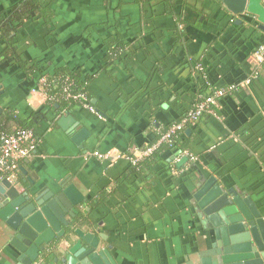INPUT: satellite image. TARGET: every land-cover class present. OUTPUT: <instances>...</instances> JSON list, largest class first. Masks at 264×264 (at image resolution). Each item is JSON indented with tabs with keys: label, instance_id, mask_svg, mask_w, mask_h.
Here are the masks:
<instances>
[{
	"label": "crops",
	"instance_id": "1",
	"mask_svg": "<svg viewBox=\"0 0 264 264\" xmlns=\"http://www.w3.org/2000/svg\"><path fill=\"white\" fill-rule=\"evenodd\" d=\"M18 1L0 0V12ZM45 2L53 11L50 26L35 15L12 33L16 53L37 71L28 73L5 54L0 26V145L6 113L29 118L46 104L43 69L53 74L67 66L91 75L89 93L103 116L76 107L60 114L45 108L32 117L35 149L20 164L26 186L28 179L37 191H57L64 180L74 185L86 199L84 222L107 235L104 247L113 245L119 264L201 263L215 239L193 197L205 178L251 196L264 216V65L256 79L240 86L252 77L254 55L264 43L256 18L235 16L219 0ZM118 34L126 46L107 60L104 41ZM231 86L239 89L218 99L219 119L206 116L183 133L196 162L173 166L178 153L164 152L166 163L143 178L132 175L128 158L155 144L192 108L197 92ZM67 114L79 123L76 131L90 133L85 150L58 125ZM96 151L127 159L111 164L90 156ZM84 225L79 227L88 232ZM0 264H18L1 237Z\"/></svg>",
	"mask_w": 264,
	"mask_h": 264
},
{
	"label": "water",
	"instance_id": "2",
	"mask_svg": "<svg viewBox=\"0 0 264 264\" xmlns=\"http://www.w3.org/2000/svg\"><path fill=\"white\" fill-rule=\"evenodd\" d=\"M219 1L235 16L256 18L264 32L263 0ZM58 125L74 133L72 141L85 150L90 133L85 128L76 131L80 125L72 115L62 116ZM186 163L188 158H183L179 167ZM20 171L16 182L0 180V237L9 240L18 264H117L112 246L104 247L107 235L93 232L84 222L86 199L74 185L64 180L57 191L48 187L37 191L30 179L26 186L27 172ZM193 197L222 248L215 261L203 259L201 264H264V217L251 196L227 191L210 177L203 179ZM81 224L90 230L83 231Z\"/></svg>",
	"mask_w": 264,
	"mask_h": 264
},
{
	"label": "trees",
	"instance_id": "3",
	"mask_svg": "<svg viewBox=\"0 0 264 264\" xmlns=\"http://www.w3.org/2000/svg\"><path fill=\"white\" fill-rule=\"evenodd\" d=\"M169 9L174 11V7H172L171 5H169ZM35 15L40 16L45 22L46 26H50V24L52 23L53 11L50 9L48 5H46L45 0H20L18 2H15L9 8L5 7L0 12V18L3 19V20H0V26L2 27V32L4 33L2 37V41L8 44L5 54L9 53V54L14 55L13 57L17 59V62L28 73L35 72V70L37 71V67L36 65L34 66L35 64L34 62L30 63L27 61H23L20 54L16 53L15 51L16 48H14L13 47L14 45L11 43L16 36L12 35V33H16L17 27H21L22 25H24L26 21L33 20L35 18ZM9 24H12V25H9ZM104 44L106 45L109 51L107 52L109 56L106 57V59L111 60V61L113 59V55H118L119 50L126 46V44L122 40V36H120L119 34L114 37L108 38L106 41H104ZM45 72L46 70L43 69L39 80H41L42 78L46 79L48 87H49L48 88L49 99L46 100V104L43 105V107L39 110V112L33 113L32 115L33 118H38L41 114H44L43 110L45 108H49L50 110L54 111L56 114H60L63 111H72L76 107L85 109L82 105L83 103L81 102L79 103V101L75 100V96L79 94H85V96L87 97V103H89L90 107H93L96 110V112L92 113L88 109H85V110H87L88 112H91L94 115H97L99 118L103 116L102 113L97 111L96 106L93 104L92 97L90 96V93H89L88 88L92 81L91 75H87L83 73L81 68H70L67 66L56 67L53 71L54 72L53 74H48V73L46 74ZM66 89L70 93V98L68 99H64V95L66 94L65 92ZM204 92L205 90H200V92H197L194 95V101H193L192 108L188 110L184 114V116H182L176 122L181 121L187 115L188 112L193 110L195 105H197V103H200L202 101L201 99L203 97H207L210 94H212V93H204ZM206 116L207 115H203L199 119L197 124L202 119H204ZM32 117L27 118V117L16 115L15 113H12V112L6 113L1 121L3 123V129L5 130L3 131L1 138L3 136L15 134L17 130L19 129H30V130L35 131V124H34V120L32 119ZM184 132L185 130L183 132H179L176 135V137H174L175 142H174L173 147H170L168 145H163L150 158H147L144 161L140 162L137 166H133L131 164L132 175H136V178H139V179L143 178L145 177L144 176L145 173L151 172L152 169L157 164H160L161 162L166 163V159L164 160L162 156L164 152L165 153L170 152V155L173 156V154H176L179 152L182 153L184 151H189L194 156H196V154L189 149L188 144L186 142L187 138L184 137V134H185ZM182 137L185 138V141L183 142H181ZM176 164H179V163H176L174 160V162H172L171 165L174 166ZM171 165L169 167V170L170 171L171 169L175 170L172 168L173 166L171 167Z\"/></svg>",
	"mask_w": 264,
	"mask_h": 264
},
{
	"label": "built area",
	"instance_id": "4",
	"mask_svg": "<svg viewBox=\"0 0 264 264\" xmlns=\"http://www.w3.org/2000/svg\"><path fill=\"white\" fill-rule=\"evenodd\" d=\"M255 59V69L250 80H247L246 83L240 86H246L250 84L252 80L256 79L260 75V67L264 65V44H262L256 51L254 55ZM199 71L203 70L201 65L197 66ZM41 84L44 87V92L48 97V84L45 78L41 79ZM239 86V87H240ZM68 89V88H67ZM66 89V94L64 99L70 98V93ZM239 88L237 86H231L228 89L216 90L213 91L207 97H203L200 103L195 105L194 109L187 113V115L179 122L173 123L166 131L161 133L158 141L151 147L145 148L144 150L139 151L134 154V156L129 157L128 160L133 166H137L140 162L144 161L147 158H150L161 146L168 145L170 147L174 146L176 135L179 132H183L189 127H192L197 124L199 119L203 115L212 116L218 118L216 111V106L218 104V99L225 97L230 92H235ZM51 99V98H50ZM75 100L79 103H83V107L88 109L92 113H95L96 110L93 107H90V104L87 103V97L85 94H79L75 96ZM2 142L0 145V175L5 178H8L11 181H14L19 171L20 164L28 157L35 149V133L30 129H19L15 134L3 136L1 138ZM99 160L106 161L108 163H115L120 159H127L121 153L114 151H109L106 153L94 152L90 154ZM183 158H188V162H196L197 157L194 156L189 151L179 152L174 159L176 163H179Z\"/></svg>",
	"mask_w": 264,
	"mask_h": 264
},
{
	"label": "flooded vegetation",
	"instance_id": "5",
	"mask_svg": "<svg viewBox=\"0 0 264 264\" xmlns=\"http://www.w3.org/2000/svg\"><path fill=\"white\" fill-rule=\"evenodd\" d=\"M21 168H23V167H21V166L19 167V171L17 172L16 178H15V180L13 182H16V181H18L20 179V175H21V171L20 170H21ZM3 178H5V177H3ZM3 178L0 175V180H2ZM24 180H25V177H24ZM242 196H244V195H242ZM200 215L202 216L201 213H200ZM202 218L205 220V222H204V224L206 226L205 228L208 229V230H212L213 233H214L213 225L211 223H209L208 221H206L205 217L202 216ZM214 236H215V239H214L213 246H211V248L209 250H207V251L205 250V252L203 253L204 256H203L202 260L211 258V259H213V261H215V259L220 255V253H222V251H221L222 248L219 247V240H218V238L216 237L215 234H214ZM109 246H112V249L114 248L113 245H110V244L107 245V247H109ZM117 264H119V263L117 262ZM199 264H201V263H199Z\"/></svg>",
	"mask_w": 264,
	"mask_h": 264
}]
</instances>
